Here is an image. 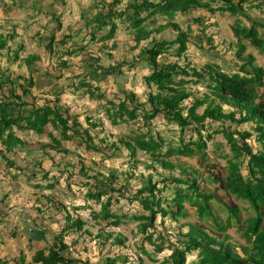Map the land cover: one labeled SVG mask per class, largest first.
Returning <instances> with one entry per match:
<instances>
[{"label":"trees","instance_id":"1","mask_svg":"<svg viewBox=\"0 0 264 264\" xmlns=\"http://www.w3.org/2000/svg\"><path fill=\"white\" fill-rule=\"evenodd\" d=\"M123 1L94 0L89 10H94V14L80 13L81 32H68L60 40L56 35L61 30V15L50 16L55 29L44 36L36 32V49L42 46L48 57L58 54L59 63L54 67L58 75L38 68L37 63L41 61L38 51L22 57L20 52L24 49V42L10 48L7 41L15 38L14 31L0 32V55L3 51L13 52V60L22 63L26 73L17 74L10 67H0V145L4 151L27 149L26 158L34 152L33 164L42 172L41 179L45 181V184H30L34 200L39 204L35 208L39 218L34 222L36 224L39 220L41 223L31 231L28 240L45 241L43 225L47 222L59 225L58 232L50 233L49 244L35 250L28 264H95L74 255L75 246L87 238L104 248L107 255L98 261L101 264L156 263V255L164 250H170V254L162 258L161 264H264V100L258 94L264 87V69L256 65L253 55L245 54L246 46L241 42L246 40L251 47L264 53V37L259 32L264 25L251 20L249 12L244 11L245 6L264 13V0H128L122 8ZM53 4V1L49 2L50 7ZM213 4L217 6L213 7ZM199 9L249 18L250 27L236 24L233 28L235 52L230 69L228 64L213 61L199 68L191 67L188 61L179 64L178 60L186 55L191 40L199 48L203 42L210 50L215 47L213 36L206 34L204 28L193 36L191 26L182 29L174 21L177 14L185 16ZM155 18L166 19L156 27L147 28L145 23ZM195 22L204 25L203 18H196ZM123 27L131 35L128 52L138 51L135 56L129 61L123 58L116 71L109 65H102L100 59H91L83 72L67 76L62 81L73 95L80 99L86 97L104 108L105 118L111 126L127 124L134 129H129L116 141L109 140L103 135V117L84 112L86 125L83 126L81 114L62 102V91H52V100L40 92L42 104H36L38 96L33 90L39 89L38 77H46L57 84L69 63L62 57L89 53L94 47L103 53L105 59L113 58L112 53L119 45L115 35ZM169 29L175 34L162 36ZM82 30L83 33L89 30L88 34H83L87 37H79ZM108 41H111L110 47ZM55 42L68 46L65 51H59ZM228 63H232L231 60ZM124 67L144 71L140 77L145 86V100L139 101V96L131 90L122 92L116 89L109 95L106 90L91 84V78L97 77L98 73L122 77ZM66 79H70L69 83ZM198 85L204 88L201 97L196 96L191 88ZM156 119H162L168 129L178 133L177 137L166 138L156 130ZM213 124L218 127L213 128ZM244 124L252 125L251 130H241ZM30 133L47 136L50 141L33 145L24 139ZM215 134H220L227 149L218 155L224 165L217 162L211 166L206 162L207 142ZM251 140L258 145L255 150L249 143ZM68 142L75 145L74 151L65 147L64 143ZM121 148L127 151L126 166L137 169L141 165L147 174H131L129 170H117L103 164V160L121 158ZM138 152L147 155V160H137ZM68 154L76 155L75 164L67 158L59 161L61 155ZM37 157L46 158L44 161L49 159L50 169L45 170L43 159ZM170 157H175V161L198 157V168L171 162ZM5 164L22 168L15 161H6ZM208 166L220 168L215 172ZM55 171L59 176L52 175ZM204 173L206 177H203ZM15 174L19 175L18 170ZM132 178L141 183L134 190L129 182ZM24 179L29 182L36 179V172L24 176ZM73 181L86 188L83 205L64 200L72 196L70 186ZM206 184L213 185V189L207 188ZM170 186L174 189L167 195L165 191ZM58 191H61L63 200L56 197ZM220 193L242 204H223L227 211L224 221L214 215L211 207L212 201L222 203ZM122 199L127 200L125 205L137 202L138 210L124 213V205H120ZM185 202L195 208L199 218L213 221L212 232H207L199 224H180L179 220L187 215ZM85 210L89 211L88 219L81 214ZM241 211L252 215L241 221ZM158 217L161 223L175 222L174 232L157 230ZM89 221L98 227L96 233L91 231ZM130 221L138 222L136 232L143 236L141 243L136 244L140 255H122L114 251V248L127 249V238L114 229ZM185 226L188 229L183 232ZM231 229H236L239 246L229 239ZM69 236L72 237L67 241ZM193 255L194 258L189 260ZM25 263L21 254L17 264Z\"/></svg>","mask_w":264,"mask_h":264},{"label":"rangeland","instance_id":"2","mask_svg":"<svg viewBox=\"0 0 264 264\" xmlns=\"http://www.w3.org/2000/svg\"><path fill=\"white\" fill-rule=\"evenodd\" d=\"M14 0H0V32L6 33L14 31L15 38L12 40H8L7 44L10 48H15L17 43L24 42V49L20 52V55L26 56L27 54H30L31 52L38 51L41 54V61L37 63V66L39 69L42 70V72H50L52 75H58V71L54 70V67L59 63L58 60V54H53L51 57H48V53L43 49V47H39L36 49V45L38 44V41L35 39L36 32H41V34L47 35L51 30L55 29V23L53 19L50 18L52 14L61 15V30L56 35V39L60 40L62 35L67 34L68 32H81L82 28V21L80 18V13L85 12L86 15L91 16L94 14V10L89 12L90 6L92 3H94V0H15V3H13ZM53 1V6H49V2ZM55 1V2H54ZM110 0H106L108 2ZM128 0H124L122 4V8L125 7V4ZM261 1V0H259ZM26 4L28 7L24 6ZM32 4L33 7H30ZM213 7H216V4L212 5ZM42 9V12L39 13V11ZM46 10V12H44ZM247 10L249 12V18L251 20H256L257 22L264 25V13L263 11L260 12L259 10H256L254 8H248L244 6V11ZM246 14V13H245ZM248 15V14H247ZM246 16V15H245ZM196 18H203V27L200 23H196ZM247 17L239 16V15H232L227 12H215L211 13L208 10L199 9L196 11H193L192 13H189L188 15H176L174 17V21L178 23L179 27L182 29H185L189 26L192 28V34L193 36H196L201 28H204L205 33L208 35L213 36V42H214V49L210 50L208 49V45H206L204 42L201 45L202 48H199L197 45H195L192 40L188 44V50L186 52V55L178 60L179 64L182 65L184 63H187V61L191 64V67L199 68L200 66L204 65L206 62L213 61L216 64H222L228 66V69H230V66L233 65V58L232 55L235 52L234 49V40L235 36L233 35V28H235L239 24V26H245L250 27V20ZM165 19L155 18L153 21H147L145 23V26L147 28H153L156 27L159 24H162L165 22ZM247 19V20H246ZM235 23V25H234ZM207 26V27H206ZM41 27V28H40ZM259 32L262 34V37H264V29L259 30ZM89 33V30H86L83 33H80L79 37H87L84 36L85 34ZM174 32L169 29L167 32H165L162 36H170ZM84 34V35H83ZM175 34V33H174ZM200 34V33H199ZM78 37V38H79ZM131 35L127 32L124 27L122 29H119L115 35L116 41L119 42V45L117 46V49L113 51V58L111 59H105L103 57V53L96 50L97 47L91 48L89 50V53H83L78 56H72V57H62V60H67L68 66L63 69L61 72L62 79L57 84L54 83L53 80H49L46 77H38L37 81V88L34 89L33 93L38 96L36 104H42L41 93L43 95H47V99L52 100L53 95L52 91L58 90V92L62 91L63 94L61 96V100L64 104H66L69 108H71L73 111H77L79 114H81L80 119L82 121L83 126H85L84 122V112H87L88 114H92L94 116H100L103 117V129H104V136L111 140L116 141L119 137H121L123 134H126L129 129H134L135 127L132 125L127 124H119L116 127H113L110 125V121L105 118V112L104 108L100 107L98 103L94 101H90L86 97L78 98V96L75 94L73 95L70 91V89L67 88L64 81H62L67 76L73 77L79 72H83L85 69V66H87V63L91 59H97L101 60V64L105 66H111L113 70L116 71L119 63L123 61V58H125L127 61L131 59V56H135L138 51H135L133 54L128 52V47L131 44L129 41H131ZM194 38V37H193ZM194 40V39H193ZM241 42L246 46L245 54H251L255 58V63L259 67H262L264 69V53H260L256 48L251 47L249 42L246 40H241ZM130 43V44H129ZM57 47V50L59 51H65L67 46L61 45L58 42H55L54 44ZM108 47L111 46V41L107 42ZM13 52L3 51V55H0V67L1 68H9L14 70V73L17 74H24L25 73V67L22 63L18 61L13 60ZM232 63H228V62ZM21 64L22 67H19ZM228 64V65H227ZM144 72L143 70H139L137 67L129 68L124 67V75L122 77H113V76H106L103 73H98L97 77H92L91 84L94 86H98L102 88V90H106V92L111 95V91H115L116 89H120L122 92L126 90H131L136 93L137 96H139L140 100H145V86L143 84V81L141 80V74ZM26 74V73H25ZM42 76V75H41ZM67 83H69L70 79ZM98 81V82H96ZM76 83L77 81L74 80ZM121 84V86H120ZM121 87V88H120ZM124 88V89H123ZM193 92L196 94V96L201 97L204 93V88L201 86H191ZM20 92V91H19ZM258 94L261 96L262 100H264V87L260 88L258 91ZM148 108V106H146ZM202 109L199 110L201 112ZM155 129L159 130L166 138L177 137V132L171 131L166 127V123L162 119H156L154 121ZM173 125H170L169 127H172ZM214 127H218V124H213ZM234 128V126H233ZM232 128V129H233ZM252 125L250 124H244L240 127L241 130H251ZM101 135V136H103ZM188 138V135H186ZM25 140L29 141L33 145H36L38 143H48L50 139L47 136H41L38 137L32 133H30L28 136L24 137ZM253 149L255 150L258 145L251 140L249 142ZM65 147L68 148L70 151H74L75 145L73 143H64ZM2 148V154H0V199L5 200V205L3 207L8 208V210H15L13 212H8V215H4L3 213L5 211L1 210L0 212V263L5 262V264H17L18 259L21 254L24 255L25 262L28 264V262L31 259L32 254L35 250H38L42 248L44 245L49 244L50 242V233L58 232L59 225L56 223L47 224L45 223L43 226L44 228L42 230H45V241H39V240H28V234L30 230H35L36 225L39 226V223H41L39 220L36 221V224L34 222L35 218H39L38 213L36 212L35 208L39 206L34 200L33 197V188H31L30 184L34 183H43L45 184V181H42L41 179V171L38 170L37 165L33 164V160L35 157V153L30 156V158H26L27 149H19L12 150V151H4V147L0 145V149ZM30 150V149H29ZM225 150V151H224ZM17 154H16V153ZM223 152H227V149L224 147V140L220 136V134H215L212 136L211 141L207 142V150L206 153L208 154V158L206 159L207 164H210L211 166L215 165V163L218 162V164L224 165V162L222 159L218 157L219 154H222ZM54 154L53 152L51 153ZM34 155V157H33ZM40 155V154H38ZM82 156H85V154H82ZM5 158V159H4ZM38 159H43V167L45 170L50 169V161L47 159L44 161L43 157H37ZM63 158L71 159L73 163L75 164L77 161L76 155L68 154L67 156L61 155L59 157V161L63 160ZM198 157L194 158H180L178 161H175V157H170L169 159L171 162H182L185 163L187 166L191 167L192 169L198 168ZM36 159V158H35ZM96 161H98L97 158H94ZM126 160L127 158V151L124 148H121V158H114L113 160H103V164L107 167L111 166L112 168H115L117 170H129L131 174H147V171H144L143 167L141 165L138 166L137 169L132 167L126 166ZM137 160L139 161H146L147 155L138 152L137 153ZM6 161H15L18 164L22 166V168H15V167H8L5 162ZM8 167V168H7ZM209 170H213L215 172L218 171L220 167H217L215 169H211L210 166ZM60 168L62 169L63 167ZM18 170L19 175H16V171ZM36 172V179L31 180L30 182L24 179V176H28L30 173ZM53 176H59L58 172H53ZM206 173L203 174V177H206ZM85 180V179H84ZM78 182V181H77ZM75 183L74 181L71 183L70 189L72 196L64 199L65 202H72L73 204L79 206L83 205L84 203V194L86 191V188L81 185L80 183ZM130 184L133 187V190L139 185L140 180H136L134 178L130 179ZM64 184V182L62 181ZM62 184V185H63ZM64 186V185H63ZM65 187V186H64ZM63 187V188H64ZM206 187L210 190L213 189V185L206 184ZM174 187L170 186L166 191L165 194L169 195L172 193ZM63 191L68 192L66 189H62ZM46 193H49L47 191ZM61 191H58V194L56 197L59 200H63V198L60 196ZM224 196L223 193L219 194V197L222 198ZM8 197V198H7ZM230 202H235L232 198L227 199L225 197L222 198V203H218L215 201L211 202V207L213 210V213L215 216L219 217L221 221H224L227 217V211L224 208L223 204H229ZM91 205H93L95 208H98V206L94 205L90 202ZM127 204V200L122 199L120 201V205L123 206V212H130L133 213L135 210H138L139 205L137 202L125 205ZM239 206L242 204L240 202L237 203ZM8 206V207H7ZM184 206L186 208V217L181 218L179 220L180 224L183 222L192 223V224H199L201 227H203L207 232H212L214 229L212 227L213 221L210 218H199V216L195 213V208L190 205L189 202H185ZM82 216L86 219L89 217V211L85 210L81 212ZM252 215L250 212H240V219L241 221L246 219L248 216ZM58 219H60V216H57ZM94 222L89 221V225L92 226ZM138 222H127L123 223L119 227L115 228V232L122 233L126 238V246L127 249H121L118 250V248H114V251L118 254H137L140 255L141 252L139 251L136 244L141 243L142 235L138 234L136 232V226ZM157 224V230H161L163 232H169L173 233L172 227H175L176 223L170 220H167L166 222L161 223L160 218L158 217L156 220ZM32 226V227H31ZM89 226V227H90ZM235 227V225L233 224ZM31 228V229H30ZM96 226L91 227V231L96 233L97 231ZM165 228V229H163ZM187 227H183L182 231L186 232ZM133 233H132V232ZM13 232V233H12ZM35 236V235H33ZM32 236V237H33ZM72 236H69L67 238V241L71 239ZM172 241H174L175 238H170ZM229 239H231V242L234 245L239 246V236L236 233V229H231L229 231ZM76 252L74 253L75 256L78 258H81L82 260L88 259L91 262H95V264H101V262L98 263V261H101V259H104L106 257V253L104 252V248H102L100 245H96L95 242L92 240L88 241L87 239H81L79 244L75 246ZM147 250L150 251L151 249L149 246H147ZM238 252L241 253V248L238 247ZM170 254V250H164L162 253L156 255V258H158V261L156 263H150L147 262V264H161V260L163 257ZM112 253L110 254V256ZM195 255L190 256L189 260H192ZM25 263V264H26Z\"/></svg>","mask_w":264,"mask_h":264},{"label":"crops","instance_id":"3","mask_svg":"<svg viewBox=\"0 0 264 264\" xmlns=\"http://www.w3.org/2000/svg\"><path fill=\"white\" fill-rule=\"evenodd\" d=\"M4 159H5V158H4ZM6 195H7V194H6ZM6 195H5V196H6ZM7 198H8V197H7ZM5 200H7L6 197H5ZM5 200H1V199H0V212H2L1 210H3V211H5V212H4V213L2 212V213H3L4 215H6V214L8 215V212H13V211H15V210H10V211H9L8 208L3 207V206L5 205V202H6ZM4 201H5V202H4ZM7 207H8V206H7ZM0 219H1V218H0ZM31 227H32V226H31ZM30 229H31V228H30ZM31 231H33V230H30L29 232H31ZM34 231H35V230H34ZM30 234H31V233H29V234L27 235L28 238L30 237ZM1 243H2V242H0V244H1ZM2 244H3V243H2Z\"/></svg>","mask_w":264,"mask_h":264}]
</instances>
